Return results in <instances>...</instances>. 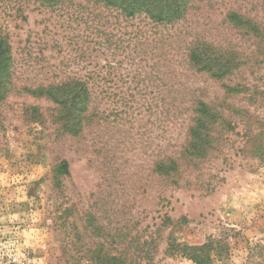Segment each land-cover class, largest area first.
I'll list each match as a JSON object with an SVG mask.
<instances>
[{
	"label": "rangeland",
	"instance_id": "rangeland-1",
	"mask_svg": "<svg viewBox=\"0 0 264 264\" xmlns=\"http://www.w3.org/2000/svg\"><path fill=\"white\" fill-rule=\"evenodd\" d=\"M231 9L264 29V0H194L173 25L87 0H0V34L16 60V89L0 104V264H86L100 240L120 249L124 235L155 238L141 264H194L166 253L170 234L191 245L224 240L214 264H264V42L227 21ZM196 39L246 63L224 80L196 72L186 59ZM74 77L92 92L77 135L56 121L53 101L23 90ZM200 96L222 105L234 129L189 163L190 105ZM165 155L180 160L177 176L154 171ZM62 160L68 175L55 170Z\"/></svg>",
	"mask_w": 264,
	"mask_h": 264
},
{
	"label": "trees",
	"instance_id": "trees-1",
	"mask_svg": "<svg viewBox=\"0 0 264 264\" xmlns=\"http://www.w3.org/2000/svg\"><path fill=\"white\" fill-rule=\"evenodd\" d=\"M46 6L62 5L68 0H35ZM106 9L117 10L126 18L144 15L158 24H175L186 18L194 0H87ZM226 20L238 28L245 36L260 37L264 42L262 25L240 11L231 9L225 16ZM264 48V46H263ZM188 66L196 72L206 73L216 80H224L234 75L246 63V58L236 49H226L205 39L192 41L186 54ZM15 57L9 37L0 34V104L15 89ZM230 93L242 91L240 83L230 85L224 83ZM23 90L35 97H45L56 104V121L60 122L64 132L79 134L83 127L92 101V92L86 80L70 78L59 83L25 85ZM222 105L196 97L191 101L190 120L184 154L192 161L206 158L210 152L218 147L219 135L234 129L232 120L227 117ZM27 115H33L34 120L43 118L39 107L29 106ZM180 160L173 155L158 157L154 162V171L162 177H175L180 172ZM58 175L70 174L69 162L62 160L56 167ZM175 182V180H174ZM167 221V222H166ZM170 223V217H165L162 223ZM94 226V223H93ZM97 227V226H96ZM95 234H101L99 227ZM160 227L154 233L159 232ZM171 233V232H170ZM124 244L120 249H111L105 240H100L97 246L90 250L89 260L95 264H141L142 259H151L152 245L155 238L141 235L128 238L122 236ZM225 241L210 238L202 244H187L177 241L169 235L166 253L181 255L190 259L194 264H214L215 257L222 254ZM136 243L135 246H131ZM114 250L117 252L114 253ZM86 264H89V262ZM151 261V260H147Z\"/></svg>",
	"mask_w": 264,
	"mask_h": 264
}]
</instances>
